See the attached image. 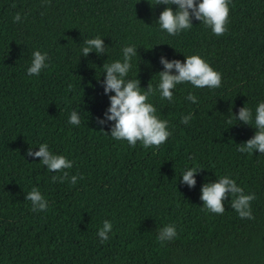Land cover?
<instances>
[{"label": "trees", "instance_id": "trees-1", "mask_svg": "<svg viewBox=\"0 0 264 264\" xmlns=\"http://www.w3.org/2000/svg\"><path fill=\"white\" fill-rule=\"evenodd\" d=\"M154 3L0 0V264H264V154L237 151L254 135L264 101V0H231L223 36L195 18L190 30L171 36L156 21L166 6ZM93 37H102L107 53L81 55ZM126 45L137 47L128 78L141 91L157 87L161 56L183 62L198 54L222 74L216 89L186 82L171 103L158 91L148 98L171 132L158 148L130 147L110 136L112 121L97 123L114 95L104 93L102 65L123 60ZM34 50L47 54L48 66L28 76ZM243 106L252 110L251 126L233 116ZM73 110L79 126L69 123ZM41 143L73 162L69 177L83 179L52 182L62 173L26 156ZM188 167L201 168L191 187L180 177ZM225 175L255 193V219L238 216L231 194L222 215L205 210L203 183ZM33 187L47 211L33 212L25 200ZM104 220L112 230L101 243ZM169 224L177 236L161 244L158 230Z\"/></svg>", "mask_w": 264, "mask_h": 264}, {"label": "clouds", "instance_id": "clouds-1", "mask_svg": "<svg viewBox=\"0 0 264 264\" xmlns=\"http://www.w3.org/2000/svg\"><path fill=\"white\" fill-rule=\"evenodd\" d=\"M230 3L231 0H155L152 6L158 4L166 6L156 21L160 29L171 36H177L183 31L190 30L193 26V18L209 28L214 35L223 36L228 31ZM171 5H176V9L173 10ZM13 20L17 23L21 21L19 12L15 14ZM105 46L102 37L85 39L81 55L87 56L93 51L97 55L107 53ZM136 50L135 45L123 46V60L103 63L104 93L112 92L114 95L108 97L110 104L104 113V118H97V123L104 125L106 122L112 121L110 136L117 141L126 140L130 147H135L139 141L145 149L158 148L167 141L171 132L168 130V121L157 117L156 108L147 102L148 98L158 91L162 99L171 103L173 102V89L177 84L186 82L195 88L216 89L222 84V74L214 70L198 54L185 56L183 62L178 59L167 60L161 56L160 63L163 65V70L158 72L157 87L154 89L151 84H148L146 90L141 91L139 80L128 78V73L132 68L131 58L137 55ZM47 59L46 53L34 50L31 64L26 69L27 75L38 76L42 69L48 66ZM172 69H175V74L172 73ZM186 99L192 103L196 102V97L191 92L188 93ZM233 116L237 121L250 126L253 121L252 110L245 106L240 107L238 114ZM191 118V113L182 116L181 123L188 124ZM69 123L76 126L81 124L80 116L76 110L71 112ZM254 124L256 129L254 135L247 141L238 144V152L253 154V150L256 149L260 154H264V101L259 102L256 106ZM26 156L38 157L50 172L62 173L60 176L53 175L50 178L52 182L63 183L65 180H70L71 185H75L78 178L83 179V176L72 175L69 177L67 169L72 168L73 162L63 155L52 153L46 143L39 144L38 151H33L29 147L26 150ZM200 169L186 168L180 176L183 183L189 187L193 186L196 183L194 173ZM229 194L233 197L230 203L231 208L237 212L241 219H255L250 206V202L256 199L255 193L244 194V190L227 175L221 176L218 180L203 183L200 199L205 210L222 215L225 212L223 201L229 197ZM25 200L31 201L33 212L47 211L49 207L48 201L36 187L25 193ZM111 230L112 223L104 220L103 227L97 233L101 243L109 240L108 233ZM176 236L175 225L169 224L158 230L157 239L163 244L165 241L173 240Z\"/></svg>", "mask_w": 264, "mask_h": 264}]
</instances>
